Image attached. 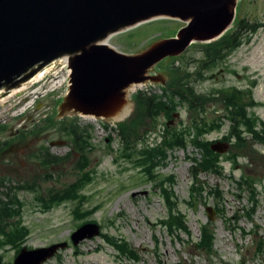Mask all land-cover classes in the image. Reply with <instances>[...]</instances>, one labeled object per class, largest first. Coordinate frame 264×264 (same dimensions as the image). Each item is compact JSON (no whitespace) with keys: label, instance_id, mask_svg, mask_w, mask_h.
<instances>
[{"label":"rangeland","instance_id":"374dc122","mask_svg":"<svg viewBox=\"0 0 264 264\" xmlns=\"http://www.w3.org/2000/svg\"><path fill=\"white\" fill-rule=\"evenodd\" d=\"M240 17L250 22H264V0H242ZM239 21L236 20V24ZM185 24L179 19H159L114 36L113 40L115 45L122 47L123 52L138 53L158 40L175 36L178 29ZM244 40V43L227 59L205 72L208 76L206 79L188 80L201 94L232 87L252 90L249 97H254L257 105L252 107L251 112L264 121V30L257 31L252 37L247 34ZM201 56L199 49H190L180 56L168 57L153 68V74L172 75L171 82L175 78L171 68H180V73L186 70L193 72ZM188 80H185V83ZM59 89L64 91L65 84ZM162 91V82L155 83L150 80L148 92ZM23 98L24 96L14 95L6 104L0 106V125L7 126L5 131L0 130V141L8 142L9 150L4 152L2 160L0 159V179H6V186L0 188V199L7 201L12 198V201L15 199L21 203L20 215L10 222L15 224L22 222L30 229L24 245L38 248L60 241L69 242L68 249L61 251L44 264H264V255H258L256 249V242L260 238L264 240L263 144L256 143L248 137L249 152L241 151L242 154L236 161L228 159L229 155L238 151L234 147L229 153L222 155L223 174L213 172L199 174V180L204 183L206 191L202 195H196L194 199L190 191L193 184V158H201L202 151L189 143L185 148L178 147L168 152L166 164L158 169L157 174L159 178L170 175L175 177L173 190L181 202V211L186 214L190 231V234L182 232L176 236L160 224L161 220L167 217L168 211L159 187H156L155 181H150L136 164L135 158L138 156L136 151L142 146L140 145L135 152L126 151L120 136L113 129L115 125L111 120H101V126L88 117L78 116L81 125H92L93 135L88 168L93 172V179L84 189L88 196L84 210L94 207L98 209L89 217H78L74 213L77 202H66L50 209L45 208L39 197L49 199L51 192L54 193L75 181L78 166L82 165V158L74 144L65 138H59L54 130L37 136L29 132L33 124L27 120L22 122L15 114ZM30 98L31 94L28 99ZM46 99L51 103L54 100L48 95ZM37 101L38 99L33 105L31 116L44 111V107L36 108ZM249 101L247 99L246 103ZM54 110L55 112L58 110L57 106L53 108V114ZM177 111L180 112V116L170 118L171 128L181 130L192 124L185 105L179 106ZM227 113L228 110L222 105L221 100L211 99L208 102L203 117L209 122L220 119L221 128L208 133L207 140H214L231 132ZM222 114H225V117H222ZM63 116L59 110L58 115L56 114L57 122L76 117H65L66 113ZM168 121V118L160 117L158 129L150 134L151 143L161 140L160 136L164 133V126ZM115 122L117 124L118 121ZM23 123L29 125L22 129ZM20 130L28 133L24 138L13 139ZM52 141H63L64 144L51 145ZM130 152L132 153L129 154ZM44 153L67 158L52 167H47L35 158L37 154ZM243 176L254 180L260 191V203L253 220L244 212L251 206L250 192L246 188H241L237 182ZM21 184H35V187L34 190L16 189ZM215 187L219 188L222 198L208 194V191ZM134 193L137 195H133ZM188 201H192L193 205L188 204ZM3 204L11 206L10 201ZM208 206L215 210L211 220L216 235L212 254L196 246L200 239L201 226L210 219ZM15 208L19 206L15 205ZM218 208L223 209V212ZM89 220H97L103 226V233L127 241L137 250L139 259L134 260L126 255H120L101 235L74 246L70 240L71 233ZM2 225L4 222L0 220V226ZM250 230H257L258 233L245 235L244 231ZM16 251V247L5 246L0 250L2 261L13 262Z\"/></svg>","mask_w":264,"mask_h":264},{"label":"water","instance_id":"95a60500","mask_svg":"<svg viewBox=\"0 0 264 264\" xmlns=\"http://www.w3.org/2000/svg\"><path fill=\"white\" fill-rule=\"evenodd\" d=\"M238 1L0 0V91L7 95L13 88H22V83L51 61L71 54L72 84L59 106L60 115H78L74 111L92 114L98 119H90L101 126V120L121 121L130 108L124 89L147 79L156 81L157 77L145 75L147 70L154 65L149 72L153 74L161 60L181 54L192 43L211 42L223 36L233 26L235 15L236 20H241L242 0ZM154 17L158 18L152 20ZM175 18L186 22L176 36L158 40L141 52L125 53L114 43V36L159 19ZM136 23L140 24L133 26ZM159 76L167 82L172 77ZM150 80L143 88H150ZM56 144L64 142H52ZM229 147L223 141L211 144L218 153L227 152ZM207 210L213 219L215 211L209 206ZM100 233L99 224L88 222L74 231L71 238L78 245ZM67 247L66 241L34 249L25 246L14 262L6 264H44Z\"/></svg>","mask_w":264,"mask_h":264},{"label":"trees","instance_id":"16d2710c","mask_svg":"<svg viewBox=\"0 0 264 264\" xmlns=\"http://www.w3.org/2000/svg\"><path fill=\"white\" fill-rule=\"evenodd\" d=\"M261 27H264V23L259 21L250 22L246 19L243 22L240 21L236 27L216 41L192 44L188 50L199 49V53L202 54L198 58L196 69L193 72L186 70L184 73H180V68L172 69L171 73L175 75V78L168 83L167 87L163 88L161 94L138 92L135 95L136 107L134 114L126 119L127 121L118 124V135L126 151L132 150V152H135L140 145L142 146L139 151H136L138 152V156L135 158L136 164L141 167L150 181H156L155 186L159 187L168 211L167 217L161 220L160 223L173 235L179 236L182 232L190 234L187 217L181 211V202L173 190L175 177L170 175L159 178L160 176L157 174L158 169L166 164L169 156L168 152L171 149L178 147L185 148L191 143L202 151L201 158H193V184L190 189L193 199L196 195H202L206 191L204 183L199 180V174L207 172H213L219 175L223 174L224 168L221 164L222 155L214 152L210 148L211 141L206 139L208 133L221 128L220 119L209 122L203 117L208 102L211 99L221 100L222 105L228 110L226 116L232 123L231 136L229 138L235 139V147L238 151L233 155H229L228 159H234L236 161L237 157L242 154L241 151H250L248 136H246L248 132L252 134L256 132L257 136H251L253 138L252 141L264 145V121L259 119L258 116L255 117L248 114L247 104H241V97L236 88H220L208 94H201L194 89V86L188 80L189 78H193L194 80L206 79L208 76L205 75V72L207 73L210 69L218 66L221 61L227 59L243 43L245 39L244 28L249 34H252ZM185 80H188V82L185 83ZM181 105H185V108L188 110L192 124L181 130L171 128L166 124L164 126L165 131L160 136L161 140L159 142L156 140V143L151 144L149 142L150 134L158 129L160 117L171 118L172 113L177 111ZM56 114L57 111L44 122L36 125L30 133L37 136L54 130L53 132L59 138H65L74 144V147L80 152L82 165L78 166L79 170L75 181L69 183L62 189H57L54 193L51 192L49 199H44L43 197H39V199L47 209L65 202H77L74 207L75 210L73 209L75 215L78 217H89L98 209L94 207L84 210V206L88 201V196L85 194L84 189L93 179V172L88 169L90 166L89 153L92 150V125H81L78 122V118L57 122ZM223 116L225 117V114H222ZM6 128L7 126L0 125L1 131H5ZM26 133L24 132L22 136ZM111 141H113V138ZM7 144L8 142L0 141L1 160L4 155L3 153L9 151L7 150ZM35 158L40 159L44 166L52 167L63 162L67 156L59 157L48 153L42 157L38 154ZM237 182L241 188H246L250 192L249 198L251 206L244 212L248 218L253 220L260 203V191L257 188V183L247 176H243ZM3 186H6L5 179H0V188ZM34 187L35 184H21L16 189L34 190ZM208 194H213L219 199L222 198L218 187L210 189ZM8 201H10L11 206L8 207L7 204L2 205V203ZM188 204L193 205V202L188 201ZM15 205H18L19 208H15ZM20 209L21 203L17 200L14 199L12 201L11 198V200L4 201L0 199V220L4 222V225L0 226V250L7 245H11L17 248L16 253H18L30 232V229L24 226L22 222H18L17 224L10 222L13 218L20 215ZM81 210H83V213H81ZM218 210L223 212V209L218 208ZM212 223L208 221L201 226V238L196 243V246L200 250L210 253L214 249L215 240V228ZM12 225L15 226L9 228ZM256 232L257 230L250 232L244 231L245 235ZM103 235L110 244L115 246L121 255L139 259L137 250L130 246L123 238L113 237L109 234ZM256 243L257 254L264 255V240L260 238ZM0 262H2L1 255Z\"/></svg>","mask_w":264,"mask_h":264},{"label":"built area","instance_id":"2783aa9c","mask_svg":"<svg viewBox=\"0 0 264 264\" xmlns=\"http://www.w3.org/2000/svg\"><path fill=\"white\" fill-rule=\"evenodd\" d=\"M68 65V57L52 65L48 73L41 77L36 82L37 84H35L32 89L27 92V96L31 94V98L25 103L24 109L33 107L37 99L44 97L50 91L59 88L63 84L66 86L68 84L67 82L70 74Z\"/></svg>","mask_w":264,"mask_h":264},{"label":"flooded vegetation","instance_id":"af4514ba","mask_svg":"<svg viewBox=\"0 0 264 264\" xmlns=\"http://www.w3.org/2000/svg\"><path fill=\"white\" fill-rule=\"evenodd\" d=\"M238 91H239V95H240V97H241V102L243 101L244 103H246V100H247V98H249V103L251 102V99L252 98H250L248 95L251 93V91L252 90H245L244 88L243 89H241V88H238ZM248 94V95H247ZM243 103V104H244ZM251 109H252V106H248V112H249V114L251 115ZM225 136H230V133H228L227 135H225ZM248 136H253L252 134H249ZM254 136H257L256 134H254ZM18 137H20V136H18ZM220 140H223V141H230L232 144H233V142H232V140H228V139H225V138H220Z\"/></svg>","mask_w":264,"mask_h":264},{"label":"bare ground","instance_id":"6f19581e","mask_svg":"<svg viewBox=\"0 0 264 264\" xmlns=\"http://www.w3.org/2000/svg\"><path fill=\"white\" fill-rule=\"evenodd\" d=\"M57 66H59V65H57Z\"/></svg>","mask_w":264,"mask_h":264}]
</instances>
